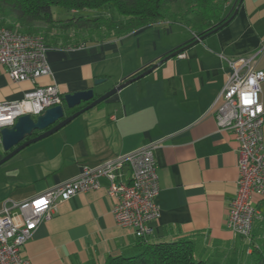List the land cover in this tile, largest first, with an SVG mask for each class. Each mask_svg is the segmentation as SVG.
<instances>
[{
  "label": "crops",
  "instance_id": "0c3cea01",
  "mask_svg": "<svg viewBox=\"0 0 264 264\" xmlns=\"http://www.w3.org/2000/svg\"><path fill=\"white\" fill-rule=\"evenodd\" d=\"M237 2L227 0L226 13ZM178 15L175 11L119 36L52 32L46 51L51 74L35 82L15 81L0 67V101L19 99L49 83L62 96L92 88L97 97L193 41ZM263 43L264 0H242L221 28L1 163L0 210L4 203L32 198L73 178L83 164L160 142L154 150L160 216L146 240L116 223L114 200L101 178L99 188L58 201L24 243L22 257L29 264H106L110 257L135 255L151 243L184 239L206 264H255V257L264 253V196H253L259 216L250 240L226 227L236 191L238 141L230 129L218 128L214 110L229 73L225 58L252 56ZM251 65L264 71V50ZM96 79L103 81L95 84ZM260 99L264 107V80ZM71 109L65 108V116L77 110ZM5 154L0 142V158ZM123 173L126 177L125 167Z\"/></svg>",
  "mask_w": 264,
  "mask_h": 264
},
{
  "label": "built area",
  "instance_id": "2783aa9c",
  "mask_svg": "<svg viewBox=\"0 0 264 264\" xmlns=\"http://www.w3.org/2000/svg\"><path fill=\"white\" fill-rule=\"evenodd\" d=\"M48 48L39 33L0 25V67L5 68L12 80L35 82L51 74L46 59ZM263 50L264 43L252 56L225 58L229 73L214 110L218 128L230 129L238 141L236 191L229 202L226 227L247 240L251 239L253 223L259 216L253 196H264V107L260 99L264 71L251 65V59ZM59 104L62 94L55 83L35 86L19 99L0 101V129L12 126L21 115L37 116ZM159 143L151 141L95 165L83 164L73 178L32 198L4 203L0 210V264H29L21 250L38 224L50 216L58 201L99 188L101 178L107 180V194L114 200L112 214L116 223L132 228L138 239L146 240L152 232L151 223L160 216L154 158ZM11 209L17 213H10Z\"/></svg>",
  "mask_w": 264,
  "mask_h": 264
},
{
  "label": "trees",
  "instance_id": "16d2710c",
  "mask_svg": "<svg viewBox=\"0 0 264 264\" xmlns=\"http://www.w3.org/2000/svg\"><path fill=\"white\" fill-rule=\"evenodd\" d=\"M178 1L185 5L178 17L192 32L193 40L217 29L232 12L225 11L227 0H0V9H5L13 19L9 22L3 18L0 25L21 32L39 33L32 29V24L45 23L49 30L39 34L49 46L55 34L60 36V33L69 31L83 33L85 38H92L91 34L100 29L107 30L108 34L112 32L113 36L123 35L164 19L171 13L170 6ZM54 6L62 11L58 13L59 17L53 15ZM54 28L58 31L52 34ZM79 108L76 106L71 111ZM106 264H206V260L197 258L192 243L182 239L151 243L135 255L110 257ZM255 264H264V253L255 257Z\"/></svg>",
  "mask_w": 264,
  "mask_h": 264
},
{
  "label": "water",
  "instance_id": "95a60500",
  "mask_svg": "<svg viewBox=\"0 0 264 264\" xmlns=\"http://www.w3.org/2000/svg\"><path fill=\"white\" fill-rule=\"evenodd\" d=\"M241 1L242 0H238L231 15L218 28H221L223 25L228 23L234 17ZM217 29H214L213 31H216ZM203 37L204 35L194 39L192 42H195L198 39H202ZM188 45L177 48L176 50L172 51L170 54L161 58L158 62L152 64L151 66L139 72L137 75L126 78L125 80L109 88L107 91H105L104 93L100 94L97 97H94V92L92 88L77 90L74 92H68L62 96L63 99L62 104L46 108L42 113L38 114L36 117H32L30 114H24L19 116L12 126L3 127L0 129V142L3 150L6 152V154L0 158V164L8 160L19 150L29 145L30 143L42 139L43 137H46L52 134L53 132L57 131L67 122L75 118L77 115H79L86 109L93 107L96 104L109 98L125 85L131 83L132 81L138 78L145 76L146 74L151 72L164 59L179 54ZM101 81H103V79H96L94 80V83L96 84ZM82 103L84 104L82 105ZM76 106H80V108L72 112L71 114L65 116V108H74ZM35 131H38V133L33 136V133Z\"/></svg>",
  "mask_w": 264,
  "mask_h": 264
},
{
  "label": "rangeland",
  "instance_id": "374dc122",
  "mask_svg": "<svg viewBox=\"0 0 264 264\" xmlns=\"http://www.w3.org/2000/svg\"><path fill=\"white\" fill-rule=\"evenodd\" d=\"M169 9H170L171 13H173L175 11H182L185 9V5H184L183 1H178L177 3L172 4ZM100 11H103V10H100ZM52 12H53L54 17H59L58 13H60L62 11L59 7L54 6V7H52ZM92 13H96V12L92 11ZM3 18H5L9 22H13L12 16L7 15L5 9L2 8V9H0V21ZM90 28H92V26ZM90 28H87L88 29L87 31H89ZM32 29H34V31L39 32V33H46L47 30H49V26L45 23H42V22H35L32 24ZM51 31L57 32L58 30L56 28H54ZM72 33L73 32H71L70 35ZM34 34H36V33H34ZM75 34L78 35L79 33L75 32ZM82 34H80V35H82ZM85 34H86V32H85ZM105 34H108V31L100 29L98 32L94 31V33H92L91 35L98 37L99 35H105ZM91 35H88V36H91ZM83 36H85V35L83 34Z\"/></svg>",
  "mask_w": 264,
  "mask_h": 264
}]
</instances>
